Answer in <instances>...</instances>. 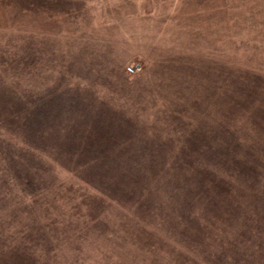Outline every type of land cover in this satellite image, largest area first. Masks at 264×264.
Instances as JSON below:
<instances>
[{
	"label": "rangeland",
	"instance_id": "1",
	"mask_svg": "<svg viewBox=\"0 0 264 264\" xmlns=\"http://www.w3.org/2000/svg\"><path fill=\"white\" fill-rule=\"evenodd\" d=\"M0 264H264V0H0Z\"/></svg>",
	"mask_w": 264,
	"mask_h": 264
},
{
	"label": "trees",
	"instance_id": "2",
	"mask_svg": "<svg viewBox=\"0 0 264 264\" xmlns=\"http://www.w3.org/2000/svg\"><path fill=\"white\" fill-rule=\"evenodd\" d=\"M144 182H147V181H144ZM149 187H151V186H150L149 183H147V184H145V187H144L143 190H146ZM150 195L151 194L146 193L145 191H142V193L140 194V196L138 198H135V197H133V196L130 195L131 200H132L131 201L132 202V205L136 206L137 208H140L142 210V212L145 213L147 216H148L147 213H150L151 211L152 212H158V209L159 208H163L164 205H162L161 203H165V204L167 203L166 205H170L171 202L172 203L174 202L173 201L174 198H175L174 199L175 200L174 204H180L181 203L180 200H178V196H174L173 195V197H170V196L169 197H165V200L164 201H159L156 206H153V205L150 204V203H152V201H149ZM127 199H129V198L127 197ZM127 201H130V199L127 200ZM190 207H192V204L180 205L179 208L182 209V210H184L185 214L181 210L180 216L178 214H176V213H174V216L177 219L182 220L183 222L186 221V220H188L190 217L187 215L188 213L186 214V211ZM150 218H152V219L161 218L162 219L163 216H159V215L154 216V214H152L150 216Z\"/></svg>",
	"mask_w": 264,
	"mask_h": 264
},
{
	"label": "built area",
	"instance_id": "3",
	"mask_svg": "<svg viewBox=\"0 0 264 264\" xmlns=\"http://www.w3.org/2000/svg\"><path fill=\"white\" fill-rule=\"evenodd\" d=\"M139 70H140L139 66H137V67L131 66V67L127 68V71L129 74H134V73L138 72Z\"/></svg>",
	"mask_w": 264,
	"mask_h": 264
}]
</instances>
